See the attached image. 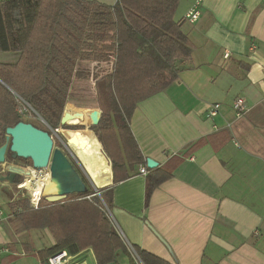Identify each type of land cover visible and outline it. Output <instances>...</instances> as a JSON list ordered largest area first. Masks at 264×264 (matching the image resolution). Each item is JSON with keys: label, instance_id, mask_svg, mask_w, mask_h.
Listing matches in <instances>:
<instances>
[{"label": "crops", "instance_id": "obj_1", "mask_svg": "<svg viewBox=\"0 0 264 264\" xmlns=\"http://www.w3.org/2000/svg\"><path fill=\"white\" fill-rule=\"evenodd\" d=\"M196 2L181 0L175 13L193 46L191 62L166 91L140 102L130 123L144 158L171 178L147 202V174L140 172L145 165H134L113 188L110 218L135 255L134 248L169 264H264V0H204L200 19L191 24L185 17ZM237 98L248 107L239 118ZM215 104L219 113L210 118ZM67 146L68 153L76 149ZM100 148L107 171L93 151H80L77 159L89 185L111 189V161ZM18 164L6 160L0 176L12 166L33 173L32 166ZM5 191L12 200L5 202L0 191V245L10 253L0 264H20L24 257L30 259L25 264H41L39 253L54 246V238L47 229L16 234L9 204L23 191L18 189L19 197L11 186ZM117 263L130 264L128 255L120 252ZM67 264L97 263L86 250L70 255Z\"/></svg>", "mask_w": 264, "mask_h": 264}, {"label": "trees", "instance_id": "obj_2", "mask_svg": "<svg viewBox=\"0 0 264 264\" xmlns=\"http://www.w3.org/2000/svg\"><path fill=\"white\" fill-rule=\"evenodd\" d=\"M180 1L118 0L108 6L85 0H0V48L17 56L14 63L0 62V148L8 128L27 123L21 115L25 107L30 108L27 115H37L47 124L44 129L34 126L50 133L49 128H61L68 101L70 108L100 120L91 131L70 140L93 150L97 138L110 159L113 187L99 190L108 209L113 206L114 186L127 180L138 164L147 170L148 202L171 174L147 168L130 123L137 105L166 91L192 60V43L175 20ZM84 63L111 68L94 77L95 87L78 85L74 81L90 77L81 69ZM96 153L99 167L109 170L100 146ZM7 160L13 161L11 154ZM82 179L87 194L55 203L43 199L38 209L22 197L9 204V224L16 234L47 229L54 238L55 245L39 253L41 264L62 251L76 256L86 250H92L97 264H118L120 252L128 255L130 264H169L140 249L132 254L99 197Z\"/></svg>", "mask_w": 264, "mask_h": 264}, {"label": "water", "instance_id": "obj_3", "mask_svg": "<svg viewBox=\"0 0 264 264\" xmlns=\"http://www.w3.org/2000/svg\"><path fill=\"white\" fill-rule=\"evenodd\" d=\"M87 109L88 108H84V110ZM80 114H82V111L70 108L67 101L60 126H72L64 124V118H72ZM40 119L46 124L42 118ZM99 122L91 125H74L87 128L96 126ZM56 132L59 133V130ZM67 144L73 146L69 142H67ZM67 144H63V146L68 150ZM8 154H11L13 160L22 159L31 161L32 171H48L50 174L51 190L50 193L45 196V199L50 203L64 201L71 195L87 194L89 192L88 186L70 160L69 156L73 154L70 151L69 154H67L63 149L55 148V142L51 134L30 123L20 122L15 127L6 130V143L0 148V165L6 163ZM157 167L158 163L156 161L150 158L147 159L148 169L153 170ZM30 175V171L12 166L7 179L12 184L19 185L23 182L22 180L25 176ZM156 236L165 244L158 234H156Z\"/></svg>", "mask_w": 264, "mask_h": 264}, {"label": "rangeland", "instance_id": "obj_4", "mask_svg": "<svg viewBox=\"0 0 264 264\" xmlns=\"http://www.w3.org/2000/svg\"><path fill=\"white\" fill-rule=\"evenodd\" d=\"M16 60H17V56L16 55H13L11 53H7L5 50H3L2 48H0V62H4V63H14ZM110 68L111 67L109 65H107V64L98 65V64H93V63L92 64L91 63H84V64H82L81 69L88 70L87 72H90V74H86V75L87 76L90 75V77L88 78V80H84V81H74V83H76L78 85H89V84H93L94 87H95L94 77H98L99 75L105 74L106 72L109 71ZM97 98H98V96H97ZM84 106H86L84 108H88L86 104ZM23 119H24V121H27V123L30 122L33 125L38 126V127L42 128V129H44L43 127H45V126L47 127V125L44 124L43 121L37 115H31V116L30 115H27ZM98 120L99 119L96 116H90L89 114L83 113V114L74 116L72 118L65 117L64 120H63V123L64 124H69V125H73V124H86V125H91V124H97L98 123ZM87 130L91 131L89 127H87L84 130H63L62 128H59V133H55V132L53 133L54 134L55 148L63 149L67 154H69L67 152L66 148H64V146H63V144H66V142H69V141H67L68 139L70 140V138L67 136V134L70 133V132H75V131L78 132V134H83L84 131H87ZM5 139H6V135H5ZM87 139H88V137H87ZM95 139H96V141H94L93 143L97 144L98 147L95 148V149H93V150H88L90 153H91V151H93V152L96 153V151L98 150V148L100 146V144L98 143L99 142L98 139L97 138H95ZM59 146H61V148ZM74 147L76 148L75 145H74ZM76 149L70 148V152L73 154V155H70L69 156L70 157V160L75 165V167L78 169V171L84 175V178H85V180L88 183L89 180L86 177L85 171L82 172V167L80 166V163H79V161L77 159L78 158L77 156H82V153L80 151H78V149L77 150ZM88 151H84V152H88ZM8 162H11V160H9ZM15 162L16 163H19L18 165H22V166L23 165H28V163L24 162V160H22V159L15 160ZM103 164L105 165V163H103ZM0 166H2V165H0ZM0 174H1V170H0ZM8 176H9V174L8 175H5L3 178L0 176V191L3 193L2 196H3V199H4L5 202L6 201L9 202V201L12 200L11 199L12 197H10L12 195H9L11 193H7L5 191L10 186H11V190L13 192H15V194H16L15 197H19L20 196L19 195L20 192L18 193V188L14 186L15 184L9 183V184L6 185V180H8L7 179ZM2 179H4V182L1 181ZM24 180L25 179L23 178V182H24ZM89 184H90V182H89ZM91 185H90L91 189L95 192V195L94 196L99 197L102 206H104L105 202L103 201V199L101 197V193L99 192V189H95L94 186H91ZM6 186H7V188L4 190V188ZM5 193H6V196H5ZM49 193L50 192L44 190V199H45V196L48 195ZM1 206H5V205L4 204H1ZM104 209H105V207H104ZM107 216L110 218L109 215H107ZM27 258L28 257L20 258L19 259L20 264H25L26 260H28Z\"/></svg>", "mask_w": 264, "mask_h": 264}, {"label": "built area", "instance_id": "obj_5", "mask_svg": "<svg viewBox=\"0 0 264 264\" xmlns=\"http://www.w3.org/2000/svg\"><path fill=\"white\" fill-rule=\"evenodd\" d=\"M204 2V0H197L196 5L188 12V14L186 15L185 19L186 21H188L191 24H195L201 17V12H200V5ZM225 57L228 58L229 55L225 54ZM29 106L25 107L22 111H21V115L23 116H27V113L29 111ZM219 109H220V105L219 104H215L214 106L211 107L210 112H209V117L210 118H214L218 115L219 113ZM234 109H235V113L236 116L239 118L242 115H244L246 112H248V107H247V103L246 100L244 98H237L235 103H234ZM51 136L54 139V132L57 133V130H52L51 128H49ZM37 174H39L40 176H48L50 179V174L48 173V171L43 170V171H33ZM141 174L142 175H146L147 174V170L146 168H142L141 169ZM27 179H25L24 181H26ZM19 190L23 191V195L22 198L26 199L29 201V204L32 208L34 209H38L40 207V204L42 202V200L44 199V190H45V185L42 187V189L40 191H36L35 189H30L28 187L26 188H22V183L18 185L17 187ZM35 188V187H34ZM105 207V211L108 213V215H111V210L108 209V207L106 206V204H104ZM3 215L2 212H0V217ZM111 217V216H110ZM10 253V249L5 246V245H0V260L3 258V256L5 254H9ZM70 259V255L67 251H62L59 252L58 254L52 256L49 258L48 264H67L68 261Z\"/></svg>", "mask_w": 264, "mask_h": 264}, {"label": "bare ground", "instance_id": "obj_6", "mask_svg": "<svg viewBox=\"0 0 264 264\" xmlns=\"http://www.w3.org/2000/svg\"><path fill=\"white\" fill-rule=\"evenodd\" d=\"M67 136L71 139V138H78L80 136H83V134H78V132L75 131L68 133ZM67 141H69L71 145L73 146L75 145L78 148V150L81 152H84L85 150L89 149V144H84L82 143V141L71 142L69 139ZM44 185L46 191L50 192L51 184L49 177L45 176L42 178L38 176L37 173L35 172H33L31 176L27 178L26 181L22 182V188L28 187L30 189H35L36 191H40Z\"/></svg>", "mask_w": 264, "mask_h": 264}]
</instances>
